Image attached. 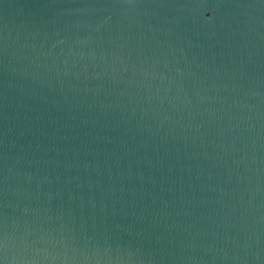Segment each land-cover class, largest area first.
Listing matches in <instances>:
<instances>
[{"label": "water", "instance_id": "obj_1", "mask_svg": "<svg viewBox=\"0 0 264 264\" xmlns=\"http://www.w3.org/2000/svg\"><path fill=\"white\" fill-rule=\"evenodd\" d=\"M0 264H264V0H0Z\"/></svg>", "mask_w": 264, "mask_h": 264}]
</instances>
